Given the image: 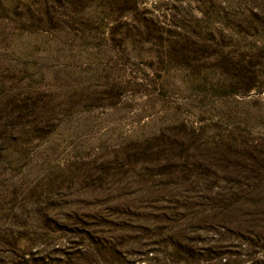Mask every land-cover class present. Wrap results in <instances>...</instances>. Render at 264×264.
Wrapping results in <instances>:
<instances>
[{
    "label": "rangeland",
    "instance_id": "rangeland-1",
    "mask_svg": "<svg viewBox=\"0 0 264 264\" xmlns=\"http://www.w3.org/2000/svg\"><path fill=\"white\" fill-rule=\"evenodd\" d=\"M0 264H264V0H0Z\"/></svg>",
    "mask_w": 264,
    "mask_h": 264
}]
</instances>
